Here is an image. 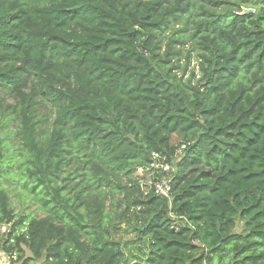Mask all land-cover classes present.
I'll use <instances>...</instances> for the list:
<instances>
[{"label": "trees", "instance_id": "trees-1", "mask_svg": "<svg viewBox=\"0 0 264 264\" xmlns=\"http://www.w3.org/2000/svg\"><path fill=\"white\" fill-rule=\"evenodd\" d=\"M0 253L264 264V0H0Z\"/></svg>", "mask_w": 264, "mask_h": 264}, {"label": "rangeland", "instance_id": "rangeland-1", "mask_svg": "<svg viewBox=\"0 0 264 264\" xmlns=\"http://www.w3.org/2000/svg\"><path fill=\"white\" fill-rule=\"evenodd\" d=\"M190 67H194L197 73V66L196 63L194 61L191 62ZM11 136V137H9ZM6 137V139L10 142L14 141V143L16 142V137L14 135H9ZM5 184H7V182H5ZM11 197V202H12V207L14 208V210L16 211L17 214H21L22 212H30V211H35V206L30 204V203H24V201L16 199V197L14 195H10ZM38 216H42L41 214H39ZM241 223H238V226L235 229V233H239L241 232ZM134 236V232L132 231L131 227L126 226L125 228V233L122 235H119L118 238L121 239L122 241H126V240H130V238H132ZM1 254V253H0ZM9 264V262L7 263Z\"/></svg>", "mask_w": 264, "mask_h": 264}, {"label": "built area", "instance_id": "built-area-1", "mask_svg": "<svg viewBox=\"0 0 264 264\" xmlns=\"http://www.w3.org/2000/svg\"><path fill=\"white\" fill-rule=\"evenodd\" d=\"M157 168H161L163 171H168V166H154ZM170 192V186H169V180L166 178H163L160 182H157L155 185V193L158 196H161L163 198H168ZM5 230V228H3ZM9 262L8 258L4 256L2 253L0 254V264H7Z\"/></svg>", "mask_w": 264, "mask_h": 264}, {"label": "water", "instance_id": "water-1", "mask_svg": "<svg viewBox=\"0 0 264 264\" xmlns=\"http://www.w3.org/2000/svg\"><path fill=\"white\" fill-rule=\"evenodd\" d=\"M250 13H253L252 10H243V14H250Z\"/></svg>", "mask_w": 264, "mask_h": 264}]
</instances>
